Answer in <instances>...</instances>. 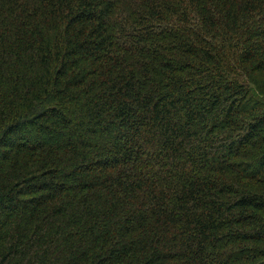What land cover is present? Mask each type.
Instances as JSON below:
<instances>
[{
	"label": "trees",
	"instance_id": "trees-1",
	"mask_svg": "<svg viewBox=\"0 0 264 264\" xmlns=\"http://www.w3.org/2000/svg\"><path fill=\"white\" fill-rule=\"evenodd\" d=\"M0 264H264V0H0Z\"/></svg>",
	"mask_w": 264,
	"mask_h": 264
}]
</instances>
